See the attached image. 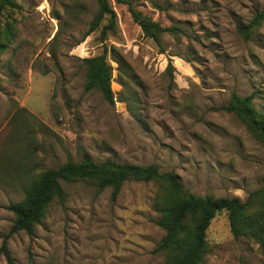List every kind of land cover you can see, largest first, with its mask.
I'll list each match as a JSON object with an SVG mask.
<instances>
[{
	"label": "rangeland",
	"instance_id": "rangeland-1",
	"mask_svg": "<svg viewBox=\"0 0 264 264\" xmlns=\"http://www.w3.org/2000/svg\"><path fill=\"white\" fill-rule=\"evenodd\" d=\"M0 10V237L7 210L38 174L67 160L153 165L197 196L236 198L264 190V145L222 109L253 95L264 113V0H131L134 11L178 29L156 44L126 5L109 0L114 22L93 32L95 0H10ZM104 55L112 103L85 91L84 59ZM32 234L9 237L11 264H166L164 186L127 181L117 197L86 180L62 182ZM264 212L252 200L249 214ZM200 264H264L259 244L235 238L226 212L206 233ZM1 245V238H0ZM0 264H8L0 254Z\"/></svg>",
	"mask_w": 264,
	"mask_h": 264
},
{
	"label": "trees",
	"instance_id": "trees-1",
	"mask_svg": "<svg viewBox=\"0 0 264 264\" xmlns=\"http://www.w3.org/2000/svg\"><path fill=\"white\" fill-rule=\"evenodd\" d=\"M98 6L88 32L95 31L104 18L109 23L102 27V34L111 28L114 22V12L109 0H95ZM116 4L126 5L132 19L140 27L143 35L156 44L165 32H176L175 27H161L159 23L133 10L131 0H112ZM151 1V0H148ZM3 6L11 8L16 4L10 0H0V10ZM264 12L247 26H239V32L249 38L250 29L262 19ZM5 46L0 44V54ZM86 67L85 91L97 90L108 103L113 101L110 87L112 69L104 55L83 60ZM228 113L234 114L244 124L249 133L264 145V113L255 108L253 95L240 97L232 94L229 102L222 107ZM86 180L95 186L97 192L109 188L111 199L114 200L122 185L131 180L154 181L164 186V194L158 205V225L164 231L163 237L155 251L166 254V264H200L206 253L205 233L211 220L219 213L226 212L232 235L253 239L259 244L264 256V212L249 214L252 200L259 198L264 201V190L253 192L245 202L236 198H218L197 196L183 189L178 177L172 173H160L153 165L139 166L129 163H116L105 160L97 163L90 160L74 162L67 160L56 168H49L31 180L23 190V198L19 202L10 203L7 210L14 215V221L8 232L2 235L0 254L11 264L6 251L9 237L19 231L32 234L34 226L43 218L45 210L52 199L61 200L64 196L62 182Z\"/></svg>",
	"mask_w": 264,
	"mask_h": 264
}]
</instances>
